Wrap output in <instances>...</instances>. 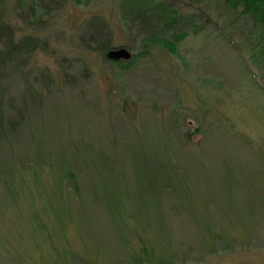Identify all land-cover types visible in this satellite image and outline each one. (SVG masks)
<instances>
[{
    "label": "rangeland",
    "instance_id": "1",
    "mask_svg": "<svg viewBox=\"0 0 264 264\" xmlns=\"http://www.w3.org/2000/svg\"><path fill=\"white\" fill-rule=\"evenodd\" d=\"M43 1L0 0L41 46L0 98L4 121L23 110L0 139V264H264V22L244 0ZM163 2L179 26L141 31L131 10ZM97 32L131 58L104 61Z\"/></svg>",
    "mask_w": 264,
    "mask_h": 264
},
{
    "label": "trees",
    "instance_id": "2",
    "mask_svg": "<svg viewBox=\"0 0 264 264\" xmlns=\"http://www.w3.org/2000/svg\"><path fill=\"white\" fill-rule=\"evenodd\" d=\"M199 1L200 0H187V3H188L187 5H193V4L197 5ZM244 1H246V3ZM244 1L243 3L249 9V11L253 12L255 15H257L258 18L261 19V21L264 22V0H244ZM38 2L40 6L44 5L43 0H38ZM35 5H36V1H35ZM170 8H171V4L169 2H166V3L163 2L159 5H156V7L154 8H145V9L136 8V9H132L131 12L133 13V19L135 20V22H138L140 24L139 25L140 30L141 31L146 30V31L151 32V31H156L155 25L153 26V20L155 22L157 21L159 23H162L166 28L178 25L181 19L179 16V13ZM46 10H48V8H46ZM31 16H34V14ZM183 23L185 24L182 26L183 28L187 26V24L189 26H194V18L190 17L188 20L183 21ZM178 31L180 32H177L178 34L174 35L175 41L174 40L162 41V44L166 46L170 51H173L174 47L176 46V43L181 41L183 36L186 35V32H182L180 28ZM152 33L153 32H151L150 35H152ZM94 38L98 42V46L101 48L100 51L102 55L104 56V61L108 63L123 62V60L112 61V60H109V58L107 57V53L109 52L110 49L104 48V47L109 44L110 37L102 36L101 33L97 32L94 35ZM94 38L92 37L91 39L93 40ZM0 45H1V48H0V98H1V95L2 93H4V89H5L3 83L8 81V76L10 74L7 71V68L9 67V65L13 64V62L16 61V57L19 56L20 54L33 53L36 49L40 48L41 46L39 45L38 40L32 37L22 38L21 40L16 42L14 29L10 27L8 24L2 22L1 14H0ZM22 111H23L22 109H19V115L15 121H11V119L9 118V121L6 122L4 121V119H2L3 117L0 116V139L2 138L3 140L6 136H12L13 138H15L14 135L17 132H16V129L14 128L16 127V123H17L16 121L22 115ZM182 137H180V140L185 143ZM70 159L73 160L72 158ZM79 165L80 167H73L74 172L76 174L79 173L78 172L79 169L82 172V170L85 169L86 167L81 162H79ZM71 167L72 165L69 164L68 168L70 169ZM67 170L68 169L60 171V174H61V177L63 176L62 181L70 183L68 184L70 187H67V188L71 189L73 185L74 187L76 185H79L76 182L79 180L77 176L75 177L73 172H69V170L68 172H66ZM78 190H79V187L78 189H76V192Z\"/></svg>",
    "mask_w": 264,
    "mask_h": 264
},
{
    "label": "water",
    "instance_id": "3",
    "mask_svg": "<svg viewBox=\"0 0 264 264\" xmlns=\"http://www.w3.org/2000/svg\"><path fill=\"white\" fill-rule=\"evenodd\" d=\"M107 57L112 61L128 60L131 58V53L125 48L111 49Z\"/></svg>",
    "mask_w": 264,
    "mask_h": 264
}]
</instances>
